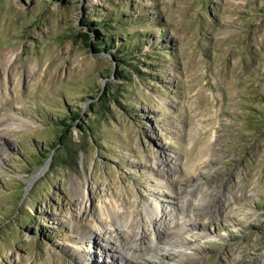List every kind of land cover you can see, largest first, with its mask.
Returning <instances> with one entry per match:
<instances>
[{"label":"rangeland","instance_id":"rangeland-1","mask_svg":"<svg viewBox=\"0 0 264 264\" xmlns=\"http://www.w3.org/2000/svg\"><path fill=\"white\" fill-rule=\"evenodd\" d=\"M111 197L193 212L175 264H264V0H0V264H75L79 202Z\"/></svg>","mask_w":264,"mask_h":264},{"label":"bare ground","instance_id":"bare-ground-1","mask_svg":"<svg viewBox=\"0 0 264 264\" xmlns=\"http://www.w3.org/2000/svg\"><path fill=\"white\" fill-rule=\"evenodd\" d=\"M167 163H169V165H167ZM160 165L167 167L168 173L176 168L175 161L170 160L169 156L165 159H160ZM47 166L48 164L41 170L35 172V174L31 176L29 182L34 181L36 177L47 169ZM157 180L160 182L161 186L166 184L163 183L160 178ZM73 186L76 194L85 196L84 187L79 180L73 182ZM160 204L161 203L158 201L151 207L148 206L145 209L144 216L143 213H135L133 215L135 212L133 211V206L127 204L126 207L120 209L116 205V198L111 197L108 199V202H106L104 207L102 206V203L99 204L97 211L98 215L93 216L94 207L92 208L91 206V208L88 209V201L79 202L77 206V214L75 216L78 220V224L76 230L73 231L74 236L72 234L67 236V243L62 244L61 249L72 253V258L75 264H94L91 257L87 256L85 259L82 258L80 250L75 246L77 241L82 243L87 242V244H89L88 246H91L93 243L94 246L100 247V242L98 240L104 244L101 245V248L105 253V258H107V260H103L102 264H158L157 262L169 253H172L176 259L174 262L168 264H175L183 260L192 261L198 254L196 247H187L185 244L174 246L172 241H164V237L162 236H167L170 232L175 233L186 227L187 229H192L197 225L195 215H193V212L191 211V215L188 218L187 215H185L187 217L183 216L182 212L180 213L179 228L172 230L173 228L169 223L163 224L164 222H161V224H163V230H160L159 226L155 223L157 216L160 215ZM138 215L141 216L140 219L136 218ZM106 216L109 219L108 224L102 223ZM146 222L153 227V232L151 234L152 237L150 239L147 236L149 226L146 225ZM84 226H86L87 229H84ZM128 231L131 232V237L127 234ZM218 237L221 238L223 236L222 234H219ZM118 239L121 241L117 244ZM127 244H130V246H127ZM109 251L112 253L109 254ZM82 252L86 255L89 254V250H86L85 248Z\"/></svg>","mask_w":264,"mask_h":264},{"label":"trees","instance_id":"trees-1","mask_svg":"<svg viewBox=\"0 0 264 264\" xmlns=\"http://www.w3.org/2000/svg\"><path fill=\"white\" fill-rule=\"evenodd\" d=\"M84 37H87L86 35H84Z\"/></svg>","mask_w":264,"mask_h":264}]
</instances>
